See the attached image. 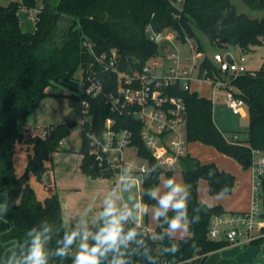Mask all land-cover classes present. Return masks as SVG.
Instances as JSON below:
<instances>
[{"label": "trees", "instance_id": "trees-1", "mask_svg": "<svg viewBox=\"0 0 264 264\" xmlns=\"http://www.w3.org/2000/svg\"><path fill=\"white\" fill-rule=\"evenodd\" d=\"M244 1L264 12V0ZM39 3L35 31H23L19 10H35ZM149 26L156 32L173 30L182 41L186 36L196 38V30H200L213 44L224 49L238 46L248 51L264 42V17L251 18L239 12L233 0H184L181 9L169 0H21L0 5V264H22L31 246L33 230L43 233L45 228L48 229L49 239L44 243L47 264H73L72 251L80 236L66 257L55 255L62 246L58 242L66 233L84 234L87 230L90 233L87 243H94L91 235L100 230L101 224L87 228L66 225L58 194L40 201L29 184L31 174L40 181L50 178L48 162L60 151L73 124L50 125L46 137L32 136L28 128L29 117L49 95V88L74 87L79 69L97 71L104 83L105 94L116 92L118 78L105 71L97 63L96 56L110 54L116 49L122 71L141 72L160 53V47L148 37L146 29ZM198 50L202 52L200 43ZM204 69L209 76L222 78L208 56L202 62L200 76ZM229 87L235 89L248 108L249 130L244 140L236 134L231 141L217 127L211 99L180 86L171 92L183 98L187 105V143L199 141L213 145L249 169L253 162L252 150L264 152V70L240 75ZM88 100L92 128L97 133L102 131L109 118L116 119L120 128L132 131V146L148 163V170L143 173L142 203L147 207L157 204L160 208L156 229L159 240L152 238L145 226H139L129 217L123 223L124 233L132 231L136 236L127 247H121L124 253L121 258L127 264H205L210 253L230 245L208 237L212 218L227 212L222 206L210 207L199 200L198 185L201 179H206L210 194L224 197L233 192L236 177L214 162L204 164L186 155L180 160L185 188L178 196L185 198V209L179 214L162 209L153 192L161 175L172 172L160 167L145 146L141 136L142 123L134 118V107L127 106L123 114H118L112 112L104 95L88 97ZM23 143L33 153L24 174L17 177L13 158L17 145ZM88 149L83 134L80 168L84 175L97 179L101 173ZM209 170L213 174L210 175ZM172 222L187 223L190 235L181 239L172 237L169 231ZM261 244L260 240L251 243ZM174 246L178 249L175 252L172 251ZM113 255L109 252L100 264H111Z\"/></svg>", "mask_w": 264, "mask_h": 264}, {"label": "rangeland", "instance_id": "rangeland-1", "mask_svg": "<svg viewBox=\"0 0 264 264\" xmlns=\"http://www.w3.org/2000/svg\"><path fill=\"white\" fill-rule=\"evenodd\" d=\"M12 1L21 0H0V5L7 6ZM233 3L239 12L245 13L251 18L261 19L264 17V12L262 10L251 7L244 0H233ZM38 10L39 4L35 10L26 8L19 10L23 31L29 33L35 31V17ZM198 43H200L202 47L204 57L208 56L213 60L215 54L229 53L235 60L244 57V64L249 72L264 70V42L261 46L253 47L248 51H243L238 46L224 49L213 44L209 36L204 32L196 30V38L179 41L176 46H167V48L169 47L168 51L170 53H179L182 64L190 67L192 65L193 54L196 52V50H192V45L198 50ZM164 46L163 44V46L160 47L161 54L168 53L165 50L166 48L164 49ZM187 58H190V61H186ZM164 61V68L168 69L172 61L170 59H164ZM160 62L163 63V61ZM161 71L153 68V72L156 74L161 73ZM195 76L198 78L197 72H195ZM81 77L82 71L79 69L76 73V79L79 80ZM235 78V76L231 75H222V78H219V80H225V82L231 86V82ZM75 83L76 82H73L74 85ZM191 89L192 91L198 92L200 96L213 100L215 124L223 131L227 139L232 140L236 134L240 140L247 138L248 133L246 132L249 130V118L246 117L247 115L249 116L248 108L245 109L246 116L234 114L229 108L226 96H224L225 88L218 89L217 92L214 93L212 85L207 82H193L191 84ZM231 89L234 88L231 87ZM48 93L49 95L42 100L37 110L29 117L28 128L30 135H42L44 131H47L50 125L68 123H72L73 125L60 151L54 155L52 161L48 162L49 166L53 164L55 167V175L58 182H56L57 188L54 187V182H52L50 178H45L40 181L34 174L30 175L29 184L36 192L38 200L44 201L57 191L60 195H63L62 201L65 202L67 199H70V193L72 192L76 195L75 197L78 199L79 203L84 206V210L88 212L86 214L96 215V217L100 219H102L101 214L105 209L106 201L111 202L118 213L130 214L131 216L129 215L128 217L134 221L141 217L148 233L155 240H159L156 229L158 226L160 208L157 204L147 207L142 203L141 192L143 174L140 170L145 161L137 155L136 148L131 147L126 151L127 162L132 163V167L126 166L125 170H133L136 171V173L126 175L125 177L128 178V181L125 184L120 183L118 180L117 185H113L110 189L112 192L106 199L100 200L99 198L86 195L82 190V180L85 179L86 181L89 176L84 175L79 167L82 161L80 150L83 144V122L85 119L82 103L76 96H73L75 94V88L73 86L63 85L51 87L48 89ZM16 150L13 162L15 175L20 177L24 174L29 156L33 151L32 149L28 150L24 143L17 145ZM186 153L204 164L214 162L220 169L232 173L236 177V184L233 192L224 197L211 195L207 180L201 179L198 185L199 200L205 202L210 207L222 206L227 213L248 212L251 210L252 178L250 168L245 169L236 159L220 152L217 147L199 141L187 143ZM165 171L172 172V174L168 175L163 173L161 175L160 183L153 192L158 202L164 195L171 191L169 187L170 181L181 188V192L178 196L185 188L181 163L173 170L165 169ZM107 176L109 175L101 174L99 178H112L111 176ZM132 178H135V180ZM77 192L81 194H76ZM73 201L77 203V200L73 199ZM167 210L172 209L169 208ZM177 225H179L177 229L173 230L170 228L169 230L172 237L181 239L190 235L187 223H177ZM84 234L90 233L85 230ZM81 242H84L82 238L72 251L74 257L79 250ZM205 264H264V245H251V243L243 239L213 251L207 257Z\"/></svg>", "mask_w": 264, "mask_h": 264}, {"label": "built area", "instance_id": "built-area-1", "mask_svg": "<svg viewBox=\"0 0 264 264\" xmlns=\"http://www.w3.org/2000/svg\"><path fill=\"white\" fill-rule=\"evenodd\" d=\"M169 1L178 9H181L184 2V0ZM146 32L149 39L159 47L164 44V49L166 48L168 53H159V56L146 65L141 72L122 71L119 68V56L116 49H113L110 54L96 56L97 63L118 78L116 92L105 94L104 83L98 72L94 70L82 71V77L79 80L76 79L74 85L75 95L80 98L84 109L83 134L88 141V154L94 158L101 174L117 178L119 181H123L128 174L136 173L133 170H125L126 166L132 167V163L127 162L126 151L134 147L132 146L133 133L127 128H120L114 118H109L102 131L97 133L92 128L88 97L104 95L112 112L118 114H123L126 107L132 105L134 118L142 123L141 136L145 146L160 167L168 170L176 168L181 158L187 155V105L183 98L172 94V89L180 86L184 90L192 91L193 82H207L212 85L214 93L218 89H226L224 93L229 108L234 114L244 115L247 108L246 102L236 95L225 80L209 76L205 69L203 76H200L202 62L206 56L204 57L194 45L192 50L196 52L193 54L190 67L182 64L179 53L168 51L167 46H176L179 42L177 32L173 30L156 32L151 26L147 27ZM186 40L190 38L186 36ZM164 59L172 61L168 69L164 68ZM186 61H190V58ZM213 62L222 75L238 77L250 73L244 64V57L235 60L229 53H218L214 55ZM153 68L163 71L156 74ZM47 135L48 131L42 134L44 137ZM252 154L253 162L250 168L253 172L252 208L248 212L214 216L208 231V237L213 241H226L232 244L243 239L249 243L260 240L261 245H264V152L253 149ZM137 155L139 156L138 150ZM147 170L148 163L145 161L140 172L143 174ZM130 220L134 222L133 219Z\"/></svg>", "mask_w": 264, "mask_h": 264}, {"label": "clouds", "instance_id": "clouds-1", "mask_svg": "<svg viewBox=\"0 0 264 264\" xmlns=\"http://www.w3.org/2000/svg\"><path fill=\"white\" fill-rule=\"evenodd\" d=\"M209 174H213L212 170H209ZM169 187L171 191L164 195L160 201V207L164 210L171 208L178 214L185 209V198H178V194L181 192V188L170 181ZM129 214H121L115 210L114 205L111 202L106 201V206L101 214L104 220V226L94 235H91L94 243L89 245L86 241L89 239V234H83L80 232H73L71 234H65L62 241L58 243L62 246L59 247L55 255L60 257H66L68 250L75 242L78 236L82 238L79 245V250L73 259V264H100L101 259L104 258L109 252L113 253V259L111 264H127L126 260L122 259L124 253L121 252V247H127L129 242L134 241L136 233L129 231L126 234L122 228V222L128 219ZM179 225L175 222L170 223V228L177 229ZM48 229L45 228L43 233L33 230L31 240V246L28 250V254L24 257L22 264H47V253L44 248V243L47 242L49 237L46 235ZM175 246L172 251L175 252Z\"/></svg>", "mask_w": 264, "mask_h": 264}, {"label": "crops", "instance_id": "crops-1", "mask_svg": "<svg viewBox=\"0 0 264 264\" xmlns=\"http://www.w3.org/2000/svg\"><path fill=\"white\" fill-rule=\"evenodd\" d=\"M40 7H41V5L39 3V9H40ZM197 83H201V82H197ZM224 96H225V93H224ZM244 116H246L245 111H244ZM246 117L249 118L248 115ZM246 133H248V131ZM50 168H51L50 169V175H51L50 176V180L52 182H54V187L57 188V185H56L57 177L55 175V167L52 164L50 166ZM251 178H252V185H253V172H252V170H251ZM133 180H135V178ZM82 181H83V183H82L83 193L85 192L86 195L92 196L94 198L96 197V198H99L101 200V199H106L109 196V194L112 192L110 189L112 188L113 185H117L118 179L117 178L116 179H114V178H110V179H108V178H106V179H103V178L93 179V178H90V176H89L86 181H85V179L82 180ZM127 181H128V178L124 177L123 181H119V182L122 183V184H125ZM73 190H76V189H73ZM56 193L58 194V196L60 198V201H61V204H62V207H63L65 224H68V226L77 225V226H80V227L87 228L88 226H91V225H93V226H97L99 224L102 225V223L104 222L99 217H96V215L86 214L88 212L86 210H84V208H83L84 206L79 203L78 199L75 197L76 195H74L72 192L70 193V199H67V201H65V202L62 201L63 200V195H60L59 192H57V191H56ZM76 194H81V193L77 192ZM73 199L77 200V203H74ZM237 213H241V212H237ZM134 222H136L139 226H144L141 217H139Z\"/></svg>", "mask_w": 264, "mask_h": 264}, {"label": "water", "instance_id": "water-1", "mask_svg": "<svg viewBox=\"0 0 264 264\" xmlns=\"http://www.w3.org/2000/svg\"><path fill=\"white\" fill-rule=\"evenodd\" d=\"M177 40H178V41H181V38L178 37ZM223 42H224V40H222V43H223ZM130 63H131V65L133 64V59H131V58H130ZM103 226H104V222L102 223L100 229H101Z\"/></svg>", "mask_w": 264, "mask_h": 264}]
</instances>
